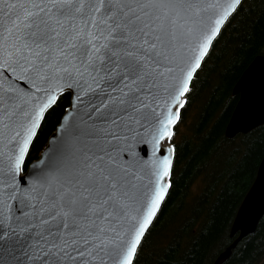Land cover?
Returning <instances> with one entry per match:
<instances>
[{
    "label": "snow or ice",
    "instance_id": "1",
    "mask_svg": "<svg viewBox=\"0 0 264 264\" xmlns=\"http://www.w3.org/2000/svg\"><path fill=\"white\" fill-rule=\"evenodd\" d=\"M244 7L0 0V264H138L173 187L181 110Z\"/></svg>",
    "mask_w": 264,
    "mask_h": 264
},
{
    "label": "trees",
    "instance_id": "2",
    "mask_svg": "<svg viewBox=\"0 0 264 264\" xmlns=\"http://www.w3.org/2000/svg\"><path fill=\"white\" fill-rule=\"evenodd\" d=\"M245 7L226 27L181 110L174 143L173 187L138 264H212L231 242L230 228L264 156V126L233 139L225 128L237 104L233 87L264 55V0ZM70 94L46 116L30 159H38ZM226 264H264V218Z\"/></svg>",
    "mask_w": 264,
    "mask_h": 264
},
{
    "label": "water",
    "instance_id": "3",
    "mask_svg": "<svg viewBox=\"0 0 264 264\" xmlns=\"http://www.w3.org/2000/svg\"><path fill=\"white\" fill-rule=\"evenodd\" d=\"M232 93L238 96V101L225 128V135L228 139H233L240 134H248L264 126V55H257L253 59L235 83ZM66 109L70 110V105ZM56 129L49 136L45 148ZM263 218L264 156L258 166L254 181L233 220L230 230L232 242L215 258L212 264H226L238 245L245 238L256 233Z\"/></svg>",
    "mask_w": 264,
    "mask_h": 264
},
{
    "label": "bare ground",
    "instance_id": "4",
    "mask_svg": "<svg viewBox=\"0 0 264 264\" xmlns=\"http://www.w3.org/2000/svg\"><path fill=\"white\" fill-rule=\"evenodd\" d=\"M231 226H232V225H231ZM230 230H231V228H230ZM221 252H222V251H221ZM221 252H220V253H221ZM220 253H219V254H220ZM219 254H218V255H219ZM213 262H214V261H213Z\"/></svg>",
    "mask_w": 264,
    "mask_h": 264
}]
</instances>
